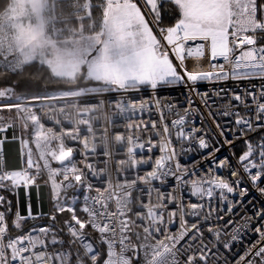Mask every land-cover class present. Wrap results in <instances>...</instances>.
<instances>
[{
	"label": "snow or ice",
	"instance_id": "6c2138e0",
	"mask_svg": "<svg viewBox=\"0 0 264 264\" xmlns=\"http://www.w3.org/2000/svg\"><path fill=\"white\" fill-rule=\"evenodd\" d=\"M59 7L54 31H75L76 39L57 55L50 74L54 82L76 80L75 86L50 90L47 79L30 76L24 81L33 90L18 91V69L0 65L4 75L13 77L0 87V110L9 114L8 120L0 115V133L16 125L27 131L31 125V139L20 137L25 166L0 168V264H264V203L257 206V197H249L250 189L264 197V85L214 93L230 97L220 114L234 122L231 127L216 124L222 139L215 144L235 148L239 140L243 147L231 152L233 159L215 155L220 147L212 146L214 137L206 129L187 127L188 118L200 111L194 107L196 97L208 107V94L197 89L198 83L264 80V0H60ZM65 17H71V28ZM36 32H42L41 25ZM32 51L22 62L32 59ZM176 85L186 89L187 106L166 122L158 93ZM237 105L243 114L234 110ZM152 107L159 118L145 121L143 114ZM44 115L59 130L46 127ZM208 115H213L210 109ZM116 117L126 121V133L109 135L105 128L98 135L94 130V120L115 125ZM149 132L156 139L142 138ZM12 138H17L15 130ZM66 141L78 142L80 159ZM98 147L104 159L90 161ZM153 148L158 156L153 157ZM194 149H210L202 157L209 165L181 164L180 152ZM117 152L122 156L117 158ZM145 165L150 168L141 171ZM41 177L52 210L34 212L29 197L23 216L18 200L13 211L3 193L18 195L23 187L27 196L34 187L39 204ZM169 177L175 181L172 190L161 191L153 183L163 185ZM81 188L78 209L79 198L68 197L67 191ZM185 190L198 202L185 203ZM248 205L252 215L235 221L233 209ZM65 212L68 218L57 227V213ZM224 212L230 214L227 220ZM42 216L50 223L23 230L24 221ZM177 221L178 230L170 231ZM205 230L211 239H205Z\"/></svg>",
	"mask_w": 264,
	"mask_h": 264
},
{
	"label": "built area",
	"instance_id": "2783aa9c",
	"mask_svg": "<svg viewBox=\"0 0 264 264\" xmlns=\"http://www.w3.org/2000/svg\"><path fill=\"white\" fill-rule=\"evenodd\" d=\"M16 27H15V20H14V14L12 7H7L4 10L0 12V65H3L5 63L10 64L16 69H21L23 67V62L19 50V44H18V38L16 35ZM260 41H258L259 43ZM219 62H223L220 60ZM261 85H264V80L260 79H251V80H223V81H204L200 82L196 85L197 89L199 91L206 92L208 94V107H205L204 104L200 103V98L196 97V102L194 103V107H198L200 111L196 112L193 116H190L188 119L190 121L189 124H187V127H192L195 126L197 128L201 129H206L207 130V135L208 137H214V139L211 141V144L213 147H217L219 145L215 144V140L222 139L219 137L218 133L216 132V124H220L221 127H231V124L234 122V118L232 116H224L221 115L220 113L224 110V105L225 103L230 99L228 95H222V96H216L214 93L219 91L220 89H225L226 91H241L243 89H251L252 86H255L257 89L260 88ZM187 92L186 89L184 88L183 85H176L172 87H167L162 89L158 93V98L160 101L161 105V111L165 113L166 116V122H170L172 119L176 118L174 113L181 108V106H187L185 104V96ZM109 95H115V94H109ZM131 95V93L129 94ZM138 96H143V94H137ZM147 98V97H144ZM151 103V101H150ZM173 105L174 107L169 110L167 108V105ZM233 104H235V101H233ZM209 109L213 113L212 116L208 115ZM4 111L7 109H3ZM235 111H239L242 114L245 112V109L243 107H240L237 105V107L234 109ZM203 113V116L201 115ZM159 118V112L155 109V107H152L149 111H145L143 114V119L145 121L149 120H158ZM133 119L139 120V116L134 117ZM115 120V125H108L105 123L103 118L99 120H94L93 121V126L94 130L99 133L103 131L105 128H107L109 135H111L114 132H122L126 133V129L124 128V124L126 123L125 120L116 117L114 118ZM203 121V123H201ZM215 121V123H213ZM12 122V121H11ZM10 122V123H11ZM42 122L45 124L46 127H53L55 130H59V126L55 125L51 120L47 118V115H44L42 117ZM15 130L16 133V139H13V132ZM22 129L19 127V125H16L15 129L13 127H9L6 132L0 133V137L5 138L4 139V144H3V151L0 152V168L4 169H16V168H21L25 166V160L26 156L21 153V143H20V137L23 135L22 134ZM134 131V129H133ZM175 130H173L174 132ZM145 135H152L153 139H156L154 134L151 132L147 134H141L142 138ZM226 135L231 139V134L226 133ZM249 135L255 137L257 134L256 132L249 133ZM31 139V138H30ZM66 143L71 144L74 146V152L75 156L77 159H80L79 156V151L81 150V146L78 144V142L74 141H66ZM173 144L177 146V151L179 152V146L177 145L175 136L173 135ZM235 144L237 147L232 148L230 145L224 144L220 147V150L215 153L217 157L223 158V157H229V159H233L231 156V152H236L237 154L241 151V148L243 145L240 143L239 140L235 141ZM9 147H14L15 151L10 154L8 152ZM118 147V146H117ZM210 149L206 150H193L188 153H183L180 152V155L178 159L180 160L181 164H186L190 168L193 164L196 165V168L202 169V166L209 165V160H205L202 157L208 152ZM100 153V148H97V155L96 156H89L88 159L90 161L96 160V161H102L104 157L99 154ZM147 154V153H145ZM153 157L158 156L159 152L157 148H153L152 152ZM117 158L122 156L121 153L117 152L116 154ZM10 157H13L17 161V165L14 167H11L9 165V160ZM198 162V163H197ZM53 166H56L55 163L53 162ZM97 167H103V164L98 163L96 165ZM150 168V165H145L141 169V171L148 170ZM223 175H227L228 173L225 171L222 173ZM43 179V177H41ZM232 179L231 177H229ZM96 186H102L100 181L93 180L92 181ZM41 184V199L38 204L37 202V194L35 191V188H29L28 190V195L26 196L25 190L23 187L17 189L16 194V204L17 200L19 201V210L21 215L23 216L26 212V204L28 202V198H31V202L33 205V211L36 212L37 210L41 212H50V199L48 198V193H47V188L44 186V184L40 181ZM156 186L160 188L161 191H169L172 190L174 187L175 181L174 178L169 177L166 181L165 184L161 185L159 182L154 181L153 182ZM76 189H69L67 191L68 193L75 191ZM80 195V203L82 201L83 195H84V189L82 188L81 190L79 189ZM181 195L184 198V202H198L196 197H191L189 192L187 190L183 191ZM255 195L257 199L253 201L254 203L259 206L261 203H264V197H259L258 193H254L253 190L250 189L249 191V197ZM153 196H155V193H153ZM169 208H172L173 205H169ZM137 208L136 206H133V211H136ZM187 211V210H186ZM233 213L235 214L233 216V219L235 221H241L242 222V217L247 213L249 216L252 215V209L251 206L248 205L246 207L240 208V207H235L233 209ZM224 216V220H227L229 218V215L227 212L222 213ZM42 217H47V216H42ZM186 219L189 221L194 220V217L191 216H186ZM213 221L215 220V216H213ZM224 220L219 221L220 224L224 223ZM40 227V226H37ZM179 228L178 221L176 223H173L172 225L169 226V230L172 232H176ZM29 229L25 230L27 232ZM93 235H95L93 233ZM205 239H211V235L205 230L204 232ZM188 238L185 237V240ZM250 239V234L244 236V240L247 241ZM185 240H182L180 243L181 245L184 244ZM179 247V245H178ZM49 251H53L52 248L48 249ZM222 252L225 250L221 249ZM214 264V262H213Z\"/></svg>",
	"mask_w": 264,
	"mask_h": 264
},
{
	"label": "trees",
	"instance_id": "16d2710c",
	"mask_svg": "<svg viewBox=\"0 0 264 264\" xmlns=\"http://www.w3.org/2000/svg\"><path fill=\"white\" fill-rule=\"evenodd\" d=\"M45 1V9H44V16L47 18V31L49 33H54L55 32V35H57V39H63V38H68V37H71L73 36V34L75 35V31H68V32H65L64 34H60L56 31H54V26H53V23H52V19L54 16H59L60 12H61V8L59 7V4H60V0H44ZM13 2L14 0H0V12L2 10H4L5 8L7 7H13ZM53 4L56 5L55 8H53ZM65 19H67L68 21V27L71 28L72 27V19L71 17H65ZM56 28H59L60 25L57 24L55 26ZM50 68L46 65H42V64H39L37 62H31V63H27L25 64L24 67H22L21 69L18 70V78L21 80L19 83H17L16 85H14L16 87V89L19 91V90H22V89H25L27 88L28 90H33L32 86L27 84L24 80H26L28 77L30 76H34L35 78L37 79H47L50 86H49V89L51 90L52 88H55V87H60V88H63L65 86L67 87H73L75 86V84L77 83L76 80H71V79H65L63 81H60V82H54L53 79H52V75L50 74ZM12 75L9 74V75H4V72L2 70H0V87H4V86H7L9 84H11V81H12ZM0 115H3L4 118L6 120L9 119V114H8V111L5 110V111H2L0 112ZM9 122H11V120H9ZM22 134L25 136L26 135V131H22ZM25 138H27L25 136ZM42 182V178H38V182ZM9 200L12 201L13 205H14V209L13 211H15V205H16V194L14 193H11V192H5L3 193ZM73 195H76L79 199L77 201V208L79 209L80 207V195L81 193H79V191L77 192L76 190L75 191H72L70 193H68V197H71ZM52 210V202L50 201V211ZM78 215L80 216H83L84 214L81 213V212H77ZM69 214L67 212L65 213H57V220L59 221V224L57 225V227H62L63 226V219H66L68 218ZM50 221L48 219V217H40L38 219H35V220H30V221H24L23 223V230H27V229H30L32 228L34 225L35 226H46L47 224H49ZM87 231V229H86ZM64 239L67 240L68 237L65 235L64 236ZM74 248L76 247L75 245L73 246Z\"/></svg>",
	"mask_w": 264,
	"mask_h": 264
},
{
	"label": "rangeland",
	"instance_id": "374dc122",
	"mask_svg": "<svg viewBox=\"0 0 264 264\" xmlns=\"http://www.w3.org/2000/svg\"><path fill=\"white\" fill-rule=\"evenodd\" d=\"M26 3L29 4V7H27L26 9H21L23 14H25L26 16L23 17V14L20 13V22L16 30L22 61L25 53L29 52L33 48L34 51L31 52L32 59L23 62V67L27 63L37 62L39 64L48 66L50 69H53L55 67V60L57 55L63 49H66L73 44L74 40L76 39V34H73V36L68 38L57 39V35H55V32L49 33L47 31L48 21L43 14L46 6L45 1L30 0L26 1ZM37 25L42 26V32H36ZM41 37L43 38L42 42ZM2 111L4 110H0V112ZM30 132L31 125L26 131L25 135L28 139L31 138V136L28 135V133ZM76 191L78 192L79 190Z\"/></svg>",
	"mask_w": 264,
	"mask_h": 264
},
{
	"label": "crops",
	"instance_id": "0c3cea01",
	"mask_svg": "<svg viewBox=\"0 0 264 264\" xmlns=\"http://www.w3.org/2000/svg\"><path fill=\"white\" fill-rule=\"evenodd\" d=\"M26 1H30V0H14L13 2V7H12V10H13V14H14V20H15V27H16V30H17V26L20 22V13L23 14V12L21 11V9H26L27 7H29V4L26 3ZM23 4H22V3ZM26 15L23 14V17H25ZM17 33V32H16ZM18 36V35H17ZM15 151V148L14 147H9L8 148V152L10 154H12L13 152ZM9 165L11 167H14L17 165V161L13 158V157H10V160H9Z\"/></svg>",
	"mask_w": 264,
	"mask_h": 264
}]
</instances>
